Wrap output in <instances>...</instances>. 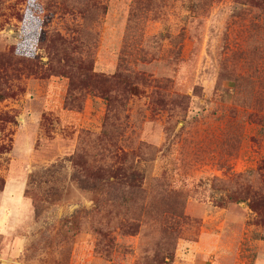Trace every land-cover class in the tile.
<instances>
[{"label": "rangeland", "instance_id": "1", "mask_svg": "<svg viewBox=\"0 0 264 264\" xmlns=\"http://www.w3.org/2000/svg\"><path fill=\"white\" fill-rule=\"evenodd\" d=\"M0 85V264L264 240V1L0 0Z\"/></svg>", "mask_w": 264, "mask_h": 264}, {"label": "crops", "instance_id": "2", "mask_svg": "<svg viewBox=\"0 0 264 264\" xmlns=\"http://www.w3.org/2000/svg\"><path fill=\"white\" fill-rule=\"evenodd\" d=\"M221 213L229 215L234 212L224 209ZM204 230L206 231L198 241L186 243L187 252L178 257L175 264H264V257L260 255V251L264 253V240H243L248 242L246 245L252 249H239L238 246L243 245L240 239L230 237L222 240V237L214 234L211 229ZM252 250L256 253L253 259L243 256L244 253H252Z\"/></svg>", "mask_w": 264, "mask_h": 264}, {"label": "trees", "instance_id": "3", "mask_svg": "<svg viewBox=\"0 0 264 264\" xmlns=\"http://www.w3.org/2000/svg\"><path fill=\"white\" fill-rule=\"evenodd\" d=\"M250 1L259 3V2L264 1V0H250ZM162 38H163V35L159 34V35L156 36V38H154V40L158 41L157 39H162ZM63 70H64V72L66 74L69 73V71L67 69H63ZM74 71L77 74L82 75V76H85V75H91V76H95V77L101 76V73L95 72L94 65L92 63H89L87 65L78 64L77 66L74 67ZM112 78L115 81L116 85L125 86L130 93H132V94L140 93L139 87L134 83V81L129 76H127L126 74L122 73L120 70H117L112 75ZM12 95L13 94H9V93L4 92L2 90L1 85H0V100H4L7 97L12 96ZM105 96L108 99V101L110 102L109 94L106 93ZM105 118H106L105 121L109 120V116L108 115H106ZM103 132H104V135H105L106 138L110 137V134L107 131V129H105ZM241 194H242V192H241V190L239 188L231 189L232 201L240 200L241 199V197H240ZM249 205H250V208L254 212H256L259 215L264 216V201L263 200H261V199H252L251 198V200L249 201ZM262 223H263V226H264V219L262 220ZM262 239H264V238H262ZM160 246H161V250H162L161 258L160 259H156L154 261V264H165V263L173 262L174 258H175L174 253L168 251L163 243H160ZM149 264H151V262H149Z\"/></svg>", "mask_w": 264, "mask_h": 264}]
</instances>
